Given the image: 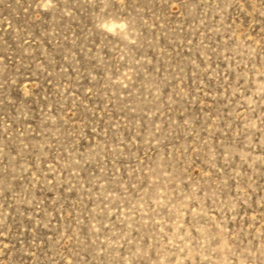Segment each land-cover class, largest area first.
Masks as SVG:
<instances>
[{"label": "rangeland", "instance_id": "374dc122", "mask_svg": "<svg viewBox=\"0 0 264 264\" xmlns=\"http://www.w3.org/2000/svg\"><path fill=\"white\" fill-rule=\"evenodd\" d=\"M0 264H264V0H0Z\"/></svg>", "mask_w": 264, "mask_h": 264}]
</instances>
